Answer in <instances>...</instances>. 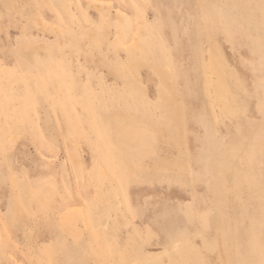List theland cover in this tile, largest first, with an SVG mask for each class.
I'll use <instances>...</instances> for the list:
<instances>
[{"label":"rangeland","instance_id":"rangeland-1","mask_svg":"<svg viewBox=\"0 0 264 264\" xmlns=\"http://www.w3.org/2000/svg\"><path fill=\"white\" fill-rule=\"evenodd\" d=\"M262 259L264 0H0V264Z\"/></svg>","mask_w":264,"mask_h":264},{"label":"bare ground","instance_id":"bare-ground-1","mask_svg":"<svg viewBox=\"0 0 264 264\" xmlns=\"http://www.w3.org/2000/svg\"><path fill=\"white\" fill-rule=\"evenodd\" d=\"M34 48V47H33ZM41 49H39V51H40ZM37 53H38V51H36ZM35 52V53H36ZM25 53V55L27 54V56L30 58L31 56L30 55H32V54H28L27 52H24ZM31 53V52H30ZM33 53V52H32ZM38 54H40V52L38 53ZM41 54H43L42 53V51H41ZM33 57H34V55H33ZM32 58V57H31ZM130 130V129H129ZM130 131H133V129L132 130H130ZM132 133V132H131ZM133 133H134V136H131L130 138H126V139H124V137L121 135L120 137L122 138V140H121V142H120V145L123 147V146H126V148H129V152H131V153H134V151H139L140 152V150L141 149H144V148H152V147H150V144L148 143V135H147V133H146V131H141V130H134L133 131ZM129 136H130V134H129ZM124 140H126V141H128V142H126V141H124ZM148 145H149V147H148ZM124 148V147H123ZM122 149V148H121ZM145 150V149H144ZM83 212H84V210H83ZM207 212L206 211H203L201 214L202 215H200V217H202V218H204V224H205V220H206V217H207V214H206ZM73 216H76L75 214H74V212L73 213H68L64 218H65V221L67 220V219H71ZM68 220V221H69ZM72 220V219H71ZM70 220V221H71ZM64 221V222H65ZM67 222V221H66ZM66 222H65V224H66ZM68 224V223H67ZM68 226H69V224H68ZM71 226V225H70ZM69 226V227H70ZM73 226V225H72ZM259 264H264V259H262L261 260V262L259 263Z\"/></svg>","mask_w":264,"mask_h":264}]
</instances>
